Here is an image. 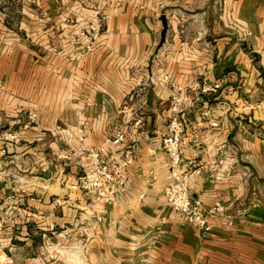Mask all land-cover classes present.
Returning a JSON list of instances; mask_svg holds the SVG:
<instances>
[{"label": "crops", "instance_id": "obj_1", "mask_svg": "<svg viewBox=\"0 0 264 264\" xmlns=\"http://www.w3.org/2000/svg\"><path fill=\"white\" fill-rule=\"evenodd\" d=\"M135 1V11L108 15L94 51L64 62L55 90L40 85L39 103L26 97L32 83L25 98L22 85L5 83L16 71L0 56V214L22 213L44 231L85 213L111 251L151 240L156 264H264V0L223 6L220 33L207 21L204 36L182 35L159 16L161 0ZM158 18L167 25L162 44ZM171 91L183 99L178 169L189 172L188 193L204 212L218 208L207 230L163 199ZM37 105L41 119L30 125L26 113ZM118 128L132 152L125 188L111 202L95 200L79 187L85 149Z\"/></svg>", "mask_w": 264, "mask_h": 264}, {"label": "rangeland", "instance_id": "obj_2", "mask_svg": "<svg viewBox=\"0 0 264 264\" xmlns=\"http://www.w3.org/2000/svg\"><path fill=\"white\" fill-rule=\"evenodd\" d=\"M236 1L161 0L163 5L157 13L166 20L174 19L182 35L204 36L209 30L207 21L210 30L220 33V16L227 13L223 6L233 8ZM126 7L135 11L139 6L135 0H0V56L16 71L5 83L22 85L24 90L19 98L26 96L23 86L32 83L36 90L26 97L39 103L40 85L48 83L55 90L58 69L63 68L64 62L71 64L74 54L86 53L84 37L91 38L93 49L89 52L94 51L98 37L105 33L108 15L114 11L121 13ZM237 26L244 37L243 27ZM166 30L167 25L163 32L158 18L161 44ZM37 110H32L37 117L30 125L41 119ZM79 217L70 224H61L64 227L53 224L41 231L36 227L39 221L26 222L22 213L2 212L0 264H156L152 245L149 246L151 240L128 252L111 251L102 234L95 236L87 214ZM26 230L31 232L29 237Z\"/></svg>", "mask_w": 264, "mask_h": 264}, {"label": "built area", "instance_id": "obj_3", "mask_svg": "<svg viewBox=\"0 0 264 264\" xmlns=\"http://www.w3.org/2000/svg\"><path fill=\"white\" fill-rule=\"evenodd\" d=\"M85 52L93 49V42L89 36L84 37ZM218 84H204V91H215ZM132 99L129 94L123 102ZM171 116L167 120L165 133L160 138V147L168 157L172 179L163 187V199L171 208L188 223L202 230L209 228L208 217L217 213L216 207H211L206 212L202 210L198 199H193L188 193L189 172L178 169L180 162V135L182 122L178 117L182 96L179 93L170 92ZM36 112H29L28 122L36 120ZM139 120H135L137 124ZM125 128L114 130L111 136H107L101 147H89L85 149V156L81 164L82 174L79 187L91 193L95 200L111 202L114 196L125 188V169L132 161L131 149L121 145L125 140ZM9 139H16L17 133H8ZM65 158L67 156H64Z\"/></svg>", "mask_w": 264, "mask_h": 264}, {"label": "water", "instance_id": "obj_4", "mask_svg": "<svg viewBox=\"0 0 264 264\" xmlns=\"http://www.w3.org/2000/svg\"><path fill=\"white\" fill-rule=\"evenodd\" d=\"M162 23H163V32H164L165 27H166L164 19H163V22ZM163 32H162V36H163Z\"/></svg>", "mask_w": 264, "mask_h": 264}]
</instances>
